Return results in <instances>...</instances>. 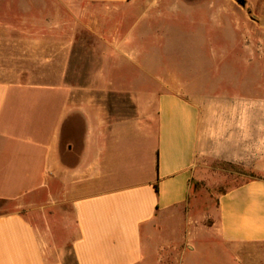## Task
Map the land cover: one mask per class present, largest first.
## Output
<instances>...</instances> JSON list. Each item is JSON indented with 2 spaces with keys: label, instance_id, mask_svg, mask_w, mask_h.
Masks as SVG:
<instances>
[{
  "label": "crops",
  "instance_id": "1",
  "mask_svg": "<svg viewBox=\"0 0 264 264\" xmlns=\"http://www.w3.org/2000/svg\"><path fill=\"white\" fill-rule=\"evenodd\" d=\"M84 1L112 19L142 2ZM78 29L42 40L30 26L43 67L0 63V264H264V179L221 193L201 228L194 214L175 227L210 163H262V104L198 101L159 77L136 94L117 71L128 43L93 72L73 66Z\"/></svg>",
  "mask_w": 264,
  "mask_h": 264
},
{
  "label": "rangeland",
  "instance_id": "2",
  "mask_svg": "<svg viewBox=\"0 0 264 264\" xmlns=\"http://www.w3.org/2000/svg\"><path fill=\"white\" fill-rule=\"evenodd\" d=\"M244 1L245 5L239 0H142L135 7H124L112 19L110 8H100L96 16L84 0H0V63L41 69L45 48H30L28 39L36 36L29 32L30 26L39 29L37 36L42 40L47 25L79 27L71 34L78 37L73 66L84 64L86 72H93L114 51L110 41L128 43L129 47L119 49L118 58L130 61H120L117 71L132 76L125 83L136 94L148 86L153 88L159 77L198 101L262 104V163H210L213 170L196 183L191 208L175 215V227L185 236L191 215L196 216V224L190 226L201 228L199 220L210 214L221 193L264 179V0ZM96 22L104 26L100 34L89 28ZM131 28L137 31L130 34ZM54 35L57 40L63 33ZM15 41L22 43V56ZM117 103L130 105L126 99ZM7 208L0 202V213ZM158 227L161 230L163 225ZM171 256L174 261L178 252L173 250ZM70 261L74 264L72 257Z\"/></svg>",
  "mask_w": 264,
  "mask_h": 264
},
{
  "label": "water",
  "instance_id": "3",
  "mask_svg": "<svg viewBox=\"0 0 264 264\" xmlns=\"http://www.w3.org/2000/svg\"><path fill=\"white\" fill-rule=\"evenodd\" d=\"M240 3H242L243 5H245V1L244 0H239Z\"/></svg>",
  "mask_w": 264,
  "mask_h": 264
}]
</instances>
